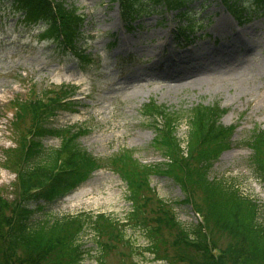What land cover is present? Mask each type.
<instances>
[{"label": "rangeland", "instance_id": "374dc122", "mask_svg": "<svg viewBox=\"0 0 264 264\" xmlns=\"http://www.w3.org/2000/svg\"><path fill=\"white\" fill-rule=\"evenodd\" d=\"M65 1L84 15L76 54L43 39L41 23L25 22L12 0L0 1V194L9 201L16 198L15 175L6 160L19 141V131L11 124L13 99L43 97L44 91L68 85L67 89H76L73 99L77 104L55 109L49 117L53 126L85 131L78 143L95 157L105 159L127 149L146 165L165 159L151 145L155 134L149 126L151 120L141 112L143 104L154 100L183 115L196 105L218 104L226 110L221 124L235 127L231 146L215 159L209 177L236 185L240 193L255 201L258 221L263 224L264 189L249 166L251 150L244 142L253 130L264 128V9L251 10L249 20L238 25L229 18L221 22L228 13L220 0H192L185 16L194 27L184 39L174 36L185 23L175 11L157 8V12L136 18L127 30L116 0ZM224 44L234 45L231 55L219 52ZM88 53L92 61L84 64L81 55ZM181 58L217 63L212 71L178 79L161 81L142 75L148 69L172 70L181 64ZM188 129L186 118H181L176 137L184 154ZM60 142L56 136L42 139L48 148H56ZM148 181L158 198L171 203L183 227L190 228L199 221L192 206L181 202L185 193L171 178L152 173ZM128 195L121 177L103 167L64 197L27 205L43 206L35 210L32 223L84 214L78 237L84 254L77 264H169L168 259L152 251L144 227L128 219L133 210ZM98 213L126 224L122 229L127 246L121 248L122 256L118 248L109 254L102 252L101 239L92 224ZM223 236L214 235L218 247L228 242Z\"/></svg>", "mask_w": 264, "mask_h": 264}, {"label": "trees", "instance_id": "16d2710c", "mask_svg": "<svg viewBox=\"0 0 264 264\" xmlns=\"http://www.w3.org/2000/svg\"><path fill=\"white\" fill-rule=\"evenodd\" d=\"M116 1L128 30L136 18L157 12V8L176 11L175 16L186 21L179 26L178 35L192 26L185 16L192 0ZM220 2L240 24L249 20L251 10L264 9V0ZM13 3L25 21L46 26L44 37L63 51L76 54L84 22V15L76 7H68L65 0ZM81 60L87 63L91 57L81 55ZM67 88L44 91L45 98L17 97L11 104V124L19 131V141L8 149L11 151L6 160L15 174L16 198L9 201L0 194V264H77L84 254L78 243L84 214L32 223L35 210L43 206L29 208L27 203L58 200L103 167L113 169L126 183L133 205L128 219L144 227L152 251L168 259L169 264H264V223L258 221V204L240 193L236 185L209 177L215 159L231 146L235 126L220 123L225 109L218 104L196 105L183 115L153 100L144 104L142 113L151 120L149 126L155 133L151 145L166 159L146 165L127 149L105 159L95 157L78 143L85 131L54 127L49 117L55 109L75 104L70 101L74 91ZM183 117L189 128L186 154L176 137ZM46 136L60 137V145L45 147L42 139ZM244 144L251 150L249 166L264 189V128L253 130ZM152 173L166 175L180 186L185 193L181 202L192 206L200 217L197 223L190 228L181 225L171 203L158 198L149 185ZM92 224L101 239L98 243L102 252L109 254L118 248L122 256L127 246L122 229L126 224L104 214H97ZM215 234L227 238L224 247L217 246Z\"/></svg>", "mask_w": 264, "mask_h": 264}, {"label": "bare ground", "instance_id": "6f19581e", "mask_svg": "<svg viewBox=\"0 0 264 264\" xmlns=\"http://www.w3.org/2000/svg\"><path fill=\"white\" fill-rule=\"evenodd\" d=\"M228 18L232 19L231 16H229L227 14L226 17H223L221 19V22L222 23L226 22V20ZM227 28H230V26H227ZM233 46H234L233 44H224L219 49V52L223 53L225 51L226 53L231 55L233 52V48H232ZM180 61H181V64L179 66H176L172 70L165 68L164 71L157 72L154 69H148V70L143 71L142 75H143V77H145V75L153 76L154 79L161 80V81L173 79V78L178 79V78L185 77L189 74H193L196 72L205 73L207 71H212L215 68V64L217 63L216 61H213L212 59H205L204 60V59H200V58L199 59L181 58ZM160 65L161 64L157 63V66L160 67Z\"/></svg>", "mask_w": 264, "mask_h": 264}]
</instances>
